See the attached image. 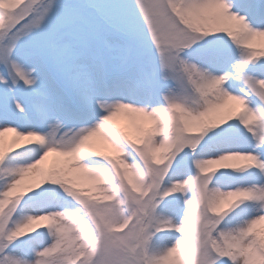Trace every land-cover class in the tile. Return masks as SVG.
I'll return each instance as SVG.
<instances>
[{"label":"snow or ice","instance_id":"6c2138e0","mask_svg":"<svg viewBox=\"0 0 264 264\" xmlns=\"http://www.w3.org/2000/svg\"><path fill=\"white\" fill-rule=\"evenodd\" d=\"M0 264H264V0H0Z\"/></svg>","mask_w":264,"mask_h":264}]
</instances>
